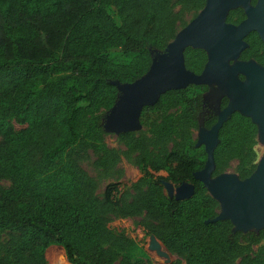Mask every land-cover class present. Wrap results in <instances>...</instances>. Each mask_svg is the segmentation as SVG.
Wrapping results in <instances>:
<instances>
[{
  "label": "trees",
  "instance_id": "obj_1",
  "mask_svg": "<svg viewBox=\"0 0 264 264\" xmlns=\"http://www.w3.org/2000/svg\"><path fill=\"white\" fill-rule=\"evenodd\" d=\"M205 4L0 0V264H47L45 254L53 245L64 249L69 264H150L137 256L133 240L108 227L111 216L143 213L155 224L156 238L185 264H264V251L250 254L251 246L264 242V230L242 233L234 232L229 220L207 223L220 207L194 177L207 155L193 139L207 86L169 91L143 110L141 124L153 130L155 139L144 132L118 136L137 155L141 170L131 200L118 198L116 185L98 198L96 181L80 164L92 154L98 170L116 165L115 153L105 144L102 114L119 98L114 83L130 84L146 75L153 54L188 24L176 6L194 18ZM244 19L238 9L228 22ZM246 42L241 60L263 64L259 35L251 33ZM184 56L186 68L201 74L206 52L188 48ZM216 123L214 116L206 126ZM257 135L250 118L234 114L219 133L215 175L233 160L250 166ZM250 172L245 170L241 179ZM164 180L175 187L192 183L195 194L183 201L169 198Z\"/></svg>",
  "mask_w": 264,
  "mask_h": 264
},
{
  "label": "water",
  "instance_id": "obj_2",
  "mask_svg": "<svg viewBox=\"0 0 264 264\" xmlns=\"http://www.w3.org/2000/svg\"><path fill=\"white\" fill-rule=\"evenodd\" d=\"M206 0L204 8L168 44L163 52L153 54L146 75L130 84L115 82L119 98L103 122L105 133L117 137L142 129L141 114L146 107L155 106L169 91L183 90L191 85L213 86L225 90L228 105L218 115L209 130L201 129L196 147H205L207 160L194 177L208 194L218 202V216L207 223L229 220L234 232L258 233L264 230V158L256 171L246 179L216 171L215 150L224 124L236 113L248 117L257 126L264 141V66L255 61H243L241 55L249 45L246 38L258 33L264 43V0ZM243 9L246 18L239 24L229 23L230 12ZM188 48L203 50L208 60L201 74L186 68L184 53ZM169 198L177 201L191 199L195 185L183 183L175 187L163 181ZM162 244L153 237L150 250L167 258Z\"/></svg>",
  "mask_w": 264,
  "mask_h": 264
},
{
  "label": "rangeland",
  "instance_id": "obj_3",
  "mask_svg": "<svg viewBox=\"0 0 264 264\" xmlns=\"http://www.w3.org/2000/svg\"><path fill=\"white\" fill-rule=\"evenodd\" d=\"M256 3L252 2V5H256ZM175 11L182 14L186 23H189L193 19L194 13L187 12L181 6H176ZM111 12L116 16L114 9H112ZM259 54H262V50H259ZM249 61L257 62L254 59ZM257 63L260 64L259 62ZM224 94L225 90L223 88H219L217 85L207 86V91L205 93V110L200 116L198 129L193 130V139L196 141V144L198 143L200 130H209L212 128H207L206 121L214 116L218 118V115L228 105L227 104L226 106H223L224 99L228 101ZM109 111L102 113L103 122H105ZM139 132H144L148 138L155 139L153 130L149 127H144L142 125V129L136 133ZM105 144L107 145L108 149L115 153L114 156L116 159V165L113 168H111L109 171H101L96 169L94 167L95 157L92 154H90L89 158L86 160H82L80 164L82 168L88 173V175L96 181L98 185V198L101 200L104 199L106 188L109 185H116L118 189L117 197L123 198L124 200H131L134 197L133 185L141 177V170L136 163L137 155L131 153L123 144H121L118 140V137L114 133H105ZM172 146L173 143L168 144V148H171ZM252 146L254 155L250 166L243 167L238 160H233L229 163L228 167L218 175L232 174L238 176L241 179V175L245 173V170L251 171L250 173L252 175L256 171L260 161L264 158V141L262 138H260L259 133L254 138ZM199 148H204L205 151L204 146ZM161 175L166 176L165 173H161ZM218 175L214 174V176ZM2 184L6 187L9 186V182L7 181L2 182ZM154 225L155 224L151 222L143 213L139 216L128 218L111 216L108 227L115 234L123 233L125 236L133 240L139 248L137 251V256L148 261L150 264H185L184 260L169 252L158 239L157 240L162 244L160 250L167 253L168 257H161L156 251L150 250L151 241L153 237H156L153 234ZM251 250L252 252L250 254L252 256H255L260 251H264V242L262 241L257 245L251 246ZM45 255L47 264H69L66 259L65 251L61 246L53 245L49 247Z\"/></svg>",
  "mask_w": 264,
  "mask_h": 264
},
{
  "label": "flooded vegetation",
  "instance_id": "obj_4",
  "mask_svg": "<svg viewBox=\"0 0 264 264\" xmlns=\"http://www.w3.org/2000/svg\"><path fill=\"white\" fill-rule=\"evenodd\" d=\"M253 2H257V0H253ZM246 18V17H245ZM241 23V22H240ZM256 33V32H255ZM258 34V33H257ZM247 39V38H246ZM248 44V43H247ZM249 48V47H248ZM245 52V51H244ZM243 61H245V60H243ZM263 66H264V63L262 64ZM213 127V126H212Z\"/></svg>",
  "mask_w": 264,
  "mask_h": 264
}]
</instances>
